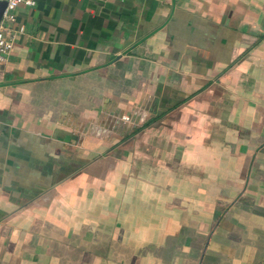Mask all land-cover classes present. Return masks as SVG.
Segmentation results:
<instances>
[{"label":"crops","instance_id":"1","mask_svg":"<svg viewBox=\"0 0 264 264\" xmlns=\"http://www.w3.org/2000/svg\"><path fill=\"white\" fill-rule=\"evenodd\" d=\"M7 24L0 264H264V0H31Z\"/></svg>","mask_w":264,"mask_h":264},{"label":"built area","instance_id":"2","mask_svg":"<svg viewBox=\"0 0 264 264\" xmlns=\"http://www.w3.org/2000/svg\"><path fill=\"white\" fill-rule=\"evenodd\" d=\"M4 7L0 15V62L4 61L13 41V33L9 32L8 22L13 18V9L18 3L30 4L31 0H3ZM123 118H127L123 116Z\"/></svg>","mask_w":264,"mask_h":264},{"label":"water","instance_id":"3","mask_svg":"<svg viewBox=\"0 0 264 264\" xmlns=\"http://www.w3.org/2000/svg\"><path fill=\"white\" fill-rule=\"evenodd\" d=\"M4 1L3 0H0V15H1V11H2V9H3V7H4Z\"/></svg>","mask_w":264,"mask_h":264}]
</instances>
